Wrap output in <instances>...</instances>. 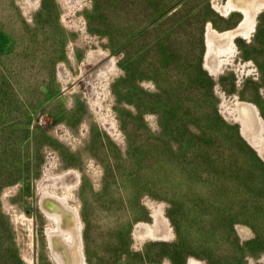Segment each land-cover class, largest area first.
Instances as JSON below:
<instances>
[{
  "label": "rangeland",
  "instance_id": "obj_1",
  "mask_svg": "<svg viewBox=\"0 0 264 264\" xmlns=\"http://www.w3.org/2000/svg\"><path fill=\"white\" fill-rule=\"evenodd\" d=\"M224 2L0 0V264H58L46 192L77 208L86 264H264V160L236 116L264 118V9L214 72L208 27L242 20ZM156 209L169 237L137 233Z\"/></svg>",
  "mask_w": 264,
  "mask_h": 264
},
{
  "label": "bare ground",
  "instance_id": "obj_2",
  "mask_svg": "<svg viewBox=\"0 0 264 264\" xmlns=\"http://www.w3.org/2000/svg\"><path fill=\"white\" fill-rule=\"evenodd\" d=\"M220 6L223 13L229 10H240L242 20L236 27L221 32L211 28V26L208 27L209 51L206 60L209 70L214 72L225 62L223 61L224 57L222 58L224 52L227 54L229 50L232 49L233 51V38L237 35L248 37L252 34L258 14L264 9V0H225ZM99 57L97 54H91L88 60L89 62L95 61ZM112 62L113 60L106 62L97 73H105V70L111 67ZM80 85L81 83L78 86L80 87ZM90 93L94 96L95 90L90 89ZM236 103V116L241 125V132L248 142L257 148L264 160V118L255 104L240 100ZM67 178V175H61L54 179V183L55 185L72 187L77 183L79 174H75L71 182H68ZM41 203L47 215L54 221V226L49 228L47 233L54 259L58 264H86L81 232L82 225L77 208L67 200L66 196L53 192H46L42 196ZM154 214V223L152 225L141 223L137 228V233L140 235L151 234V237L155 236V238H165L171 235L168 219L162 211L156 209ZM240 231L244 236L249 237L254 233L250 226L243 227ZM255 250L257 249L253 251ZM188 264H203V262L192 258Z\"/></svg>",
  "mask_w": 264,
  "mask_h": 264
}]
</instances>
